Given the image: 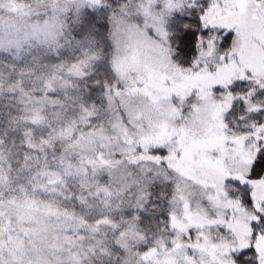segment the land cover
Returning <instances> with one entry per match:
<instances>
[{"label":"snow or ice","instance_id":"snow-or-ice-1","mask_svg":"<svg viewBox=\"0 0 264 264\" xmlns=\"http://www.w3.org/2000/svg\"><path fill=\"white\" fill-rule=\"evenodd\" d=\"M0 264H264V0H0Z\"/></svg>","mask_w":264,"mask_h":264}]
</instances>
